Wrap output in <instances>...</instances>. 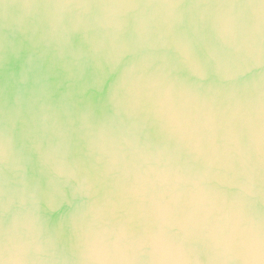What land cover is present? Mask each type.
<instances>
[{
  "label": "water",
  "instance_id": "1",
  "mask_svg": "<svg viewBox=\"0 0 264 264\" xmlns=\"http://www.w3.org/2000/svg\"><path fill=\"white\" fill-rule=\"evenodd\" d=\"M0 264H264V0H0Z\"/></svg>",
  "mask_w": 264,
  "mask_h": 264
}]
</instances>
